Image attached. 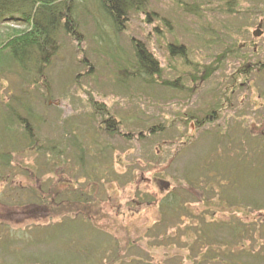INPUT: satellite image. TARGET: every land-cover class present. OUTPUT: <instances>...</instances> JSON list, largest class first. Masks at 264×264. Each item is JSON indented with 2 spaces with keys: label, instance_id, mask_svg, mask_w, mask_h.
<instances>
[{
  "label": "rangeland",
  "instance_id": "obj_1",
  "mask_svg": "<svg viewBox=\"0 0 264 264\" xmlns=\"http://www.w3.org/2000/svg\"><path fill=\"white\" fill-rule=\"evenodd\" d=\"M75 1L80 38L0 52V264H264V0Z\"/></svg>",
  "mask_w": 264,
  "mask_h": 264
},
{
  "label": "trees",
  "instance_id": "obj_2",
  "mask_svg": "<svg viewBox=\"0 0 264 264\" xmlns=\"http://www.w3.org/2000/svg\"><path fill=\"white\" fill-rule=\"evenodd\" d=\"M75 0H0V23L6 17L18 16L27 24V29L21 34H13L7 40L8 45L1 47L0 52L8 46L7 52L17 63L33 61L35 58L44 59L52 54L56 46V33L59 29L73 38H80L77 22L74 16L78 9ZM97 14L115 30H122L127 15L132 10H139L145 5V0H95ZM17 18V17H16ZM98 24V21H97ZM138 61L139 72H143V79L152 78L158 73V63L139 41H132ZM12 44V45H11ZM170 54H184L185 49L169 47ZM106 128L115 131L110 118L105 119ZM28 131V130H27ZM3 156L1 161H7ZM6 166V164H2ZM179 200H176L178 204ZM29 229V228H28ZM27 229V230H28ZM35 228H30L29 233ZM40 229V228H38ZM26 230V231H27ZM239 233V230H238Z\"/></svg>",
  "mask_w": 264,
  "mask_h": 264
},
{
  "label": "flooded vegetation",
  "instance_id": "obj_3",
  "mask_svg": "<svg viewBox=\"0 0 264 264\" xmlns=\"http://www.w3.org/2000/svg\"><path fill=\"white\" fill-rule=\"evenodd\" d=\"M262 21H260L258 24H257V26L255 27V30L256 29H258V35L259 36H261V35H264V32L261 30L262 29V24L263 23H261ZM254 30V31H255ZM253 31V32H254ZM253 32H252V36H253ZM258 36V37H259ZM254 38V37H253ZM245 47V45L243 44V45H241L240 47H239V49H243ZM233 54H236L235 53V51H227V50H225L224 51V53L223 54H220V60L222 61L223 59H226V57H228L229 55H233ZM243 67H245L247 70H250V69H255L256 71H258L260 68H262L263 66H264V64H260V65H256V67H257V69L255 68V65H253V64H246L245 66L244 65H242ZM212 112H210L211 114H214L215 113V111L213 112V110H211ZM206 116V115H205ZM212 116L211 115H209V116H206V117H204V121H208V119H210Z\"/></svg>",
  "mask_w": 264,
  "mask_h": 264
},
{
  "label": "water",
  "instance_id": "obj_4",
  "mask_svg": "<svg viewBox=\"0 0 264 264\" xmlns=\"http://www.w3.org/2000/svg\"><path fill=\"white\" fill-rule=\"evenodd\" d=\"M259 35H258V29H256L254 32H253V37L254 38H257Z\"/></svg>",
  "mask_w": 264,
  "mask_h": 264
}]
</instances>
